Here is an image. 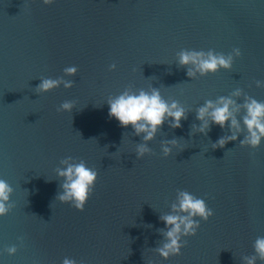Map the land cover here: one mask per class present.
Returning a JSON list of instances; mask_svg holds the SVG:
<instances>
[{
	"label": "water",
	"instance_id": "water-1",
	"mask_svg": "<svg viewBox=\"0 0 264 264\" xmlns=\"http://www.w3.org/2000/svg\"><path fill=\"white\" fill-rule=\"evenodd\" d=\"M236 47L230 69L189 76L193 66L179 63L182 49ZM72 65L78 72L68 76ZM46 77L74 83L38 90ZM257 80L264 0H0V178L13 188V207L0 216V264H247L264 236V143L241 145V121L238 138L221 146L233 130L209 121L200 131L197 110L230 96L242 117L246 97L264 101ZM128 87L179 101L182 126L166 121L150 141L120 126L107 98ZM66 100L72 110L58 111ZM144 143L150 151L138 156ZM69 156L99 174L83 211L58 199ZM177 190L204 198L214 215L196 217V235L165 259L161 217Z\"/></svg>",
	"mask_w": 264,
	"mask_h": 264
},
{
	"label": "clouds",
	"instance_id": "clouds-1",
	"mask_svg": "<svg viewBox=\"0 0 264 264\" xmlns=\"http://www.w3.org/2000/svg\"><path fill=\"white\" fill-rule=\"evenodd\" d=\"M45 3H51L52 0H44ZM242 55L241 49L236 47L231 52L225 54L217 53L209 49L195 50L182 49L178 52L179 63L181 65H191L188 69V75L194 76L196 72L201 75L215 73L221 68L230 69L235 59ZM115 69L116 65L112 64ZM78 72L75 65L64 68V73L68 76H74ZM63 83L65 88H71L73 81L66 80L63 77L49 78L41 80L37 86L38 90L48 92L60 86ZM259 86L262 81L257 80ZM234 95L239 96L240 90H236ZM109 117L115 118L120 126L127 128L129 125L135 130L137 135L143 134L144 141H150L155 138L156 133L167 121L174 128L181 127V121L186 118L185 108L177 100L169 102L160 93L157 88L146 90L140 88L133 90L128 87L120 94L107 98ZM244 114L238 117L236 113L240 106L237 105L230 96H221L217 101L208 100L197 110V119L201 120L200 131L206 132L209 128V121L218 124L221 127L229 126L233 134L226 138H220L219 145H224L226 141L236 140L237 133L241 129V121L247 129V135L240 141L241 145L258 148L264 143V101L257 100L255 97H246L243 103ZM74 107L73 101L66 100L62 102L58 111L70 112ZM169 143L175 144L176 140ZM150 151L146 143L137 146V155L143 156ZM171 148L163 147V153L168 155ZM64 167L58 169V175L63 177L61 185L63 191L58 194L61 202L71 203L73 207L83 211L90 195L93 192L98 172L90 168L84 160L78 162L69 156L61 161ZM12 186L7 180L0 178V216L7 215L13 207L11 203ZM173 211L165 214L161 219L165 222L167 230L164 232L166 237L162 247L158 249L161 256L165 259L170 256L180 255L184 246L183 236H194L199 228V221L195 219L200 217L208 220L214 215L206 200L197 197L187 190H177L176 202L172 204ZM256 255L247 258V264H256L259 257L264 260V236L257 237L254 242ZM10 255L17 252L16 245L7 248ZM62 264H77L75 259L65 257Z\"/></svg>",
	"mask_w": 264,
	"mask_h": 264
}]
</instances>
